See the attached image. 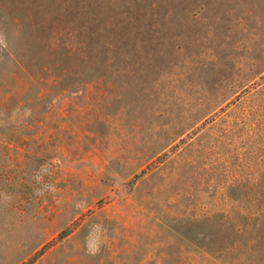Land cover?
I'll list each match as a JSON object with an SVG mask.
<instances>
[{"label": "rangeland", "instance_id": "1", "mask_svg": "<svg viewBox=\"0 0 264 264\" xmlns=\"http://www.w3.org/2000/svg\"><path fill=\"white\" fill-rule=\"evenodd\" d=\"M0 264H264V0H0Z\"/></svg>", "mask_w": 264, "mask_h": 264}]
</instances>
